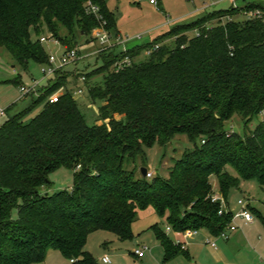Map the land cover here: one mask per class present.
I'll return each mask as SVG.
<instances>
[{"label": "trees", "instance_id": "1", "mask_svg": "<svg viewBox=\"0 0 264 264\" xmlns=\"http://www.w3.org/2000/svg\"><path fill=\"white\" fill-rule=\"evenodd\" d=\"M88 1L99 7L107 30H117L107 0H0V48L24 68L30 60L47 63L40 40L46 29L66 50L77 44L76 26L92 38L100 23L87 12ZM257 8L261 15L246 20L235 18L243 13L240 8L221 9L177 24L143 46L101 51L103 65L86 75L87 84L92 76H104L103 85L88 87L93 101L102 102L104 123H87L65 69L49 78L42 95L30 96L29 107L7 118L0 126V264L41 263L51 250L68 264H98L86 250L88 236L106 230L132 240L138 211L150 207L175 232L205 228L219 235L233 213L219 214L211 176L226 201L241 180H256L264 188V118L243 135L225 130L236 114L245 124L264 115V5L246 7ZM224 17L229 19L223 23ZM214 20L218 23L210 27ZM195 29L197 35H187ZM156 44L144 61H135L142 49ZM125 56L131 65L115 71L114 63ZM9 81L23 84L21 75ZM62 85L68 89L59 101H49ZM44 100L43 109L24 122ZM176 134L201 145L177 159L168 177L149 180L137 177L136 167L126 168L127 160H146V148L165 146ZM61 167L73 170V186L41 192L53 184L49 174ZM152 229L165 261L183 252L158 224Z\"/></svg>", "mask_w": 264, "mask_h": 264}, {"label": "rangeland", "instance_id": "2", "mask_svg": "<svg viewBox=\"0 0 264 264\" xmlns=\"http://www.w3.org/2000/svg\"><path fill=\"white\" fill-rule=\"evenodd\" d=\"M150 1L108 0V6L115 14L116 25L121 32L120 36H122L123 40L105 50L119 53L136 45L143 46L153 41L157 36L168 32L177 24L192 22L203 15L232 7L231 0H157L160 6L152 4ZM238 4L240 5L241 2L239 1ZM235 18L246 20L249 18V14L241 13ZM227 19L229 17H224L222 22H226ZM217 23L218 21L214 20L208 24L211 27ZM66 32V29L62 27L60 30L61 35H65ZM109 32L112 35V42L115 43L116 35H119V32L116 29H111ZM74 33L77 44H74L71 48L78 49L80 58L76 64H69L64 68L69 72L68 77H70V80L67 84L69 88H74L77 84L78 72H91L104 63V59L99 52V43L93 40L90 35L82 34L78 26L74 28ZM197 33L198 29L187 31V35L190 37L197 35ZM42 36L48 38L47 41L42 42L48 56L55 55L56 58L60 59L66 52L61 41L52 37L47 29L42 33ZM34 39H37V37H34ZM173 39L168 38L166 42L170 44ZM147 55V51L142 49L139 55L135 57V61H144ZM46 64L30 60L27 68H24L15 61L7 49L0 48V107L7 109L4 114L0 115V126L7 118L32 104L30 96L22 99L20 84L9 80L21 75L23 84L31 85L33 79H37L42 86L46 85L49 83V78L44 77L42 73V68ZM103 81L104 76L102 74L92 76L89 78V85L86 84L85 93L73 95L74 98H77L78 106L89 125H94L97 122L99 124L106 122L100 117L99 107L102 102L100 100L93 101L88 92V87L103 85ZM44 104L45 100L39 102L24 116L23 121L29 122L43 109ZM263 118L264 115L259 114L249 124H245L244 119L236 114L225 122V130L228 134L236 132L243 135L252 131ZM196 143L198 146L201 145L200 140H197ZM197 145L186 134H176L165 146L155 143L153 146L146 148V160H143L141 156H137L134 159L127 160L125 166L128 169L136 167L137 177L143 176L141 168L146 167L153 174L151 178H148L149 180L159 176L166 178L174 162L181 158L186 151L195 149ZM228 171L237 176V172L231 166L228 167ZM49 179L53 182L52 186L41 188V192L48 191L53 193L61 189H70L73 186V170L61 167L50 173ZM211 183L213 185V193L220 195L216 175L211 176ZM239 198H249L251 204H254L264 213V188L256 180H241L238 188L231 189L227 200L233 214L240 209L237 203ZM15 214L16 212L14 211ZM237 219L242 218H236L233 224L238 225L236 223ZM154 224H158L165 231L168 226L171 227L167 218L160 217L153 208L139 210L137 219L132 227L134 232L132 240L121 241L116 234L110 231L98 230L88 236L86 250L93 254L98 264H105L102 261L104 254L110 256L111 262L109 264H165L163 248L152 229ZM138 245L149 248L143 259L134 255V250ZM69 262L61 252L51 250L44 262L32 264H68Z\"/></svg>", "mask_w": 264, "mask_h": 264}, {"label": "built area", "instance_id": "3", "mask_svg": "<svg viewBox=\"0 0 264 264\" xmlns=\"http://www.w3.org/2000/svg\"><path fill=\"white\" fill-rule=\"evenodd\" d=\"M232 1V7L234 8H240L242 9V12L245 14H249V17H255L259 16L262 13V10L260 8L257 9H250L247 10L246 7L251 4H263L264 5V0H231ZM241 2L239 5L238 2ZM152 4L158 5L157 0H151L150 1ZM86 9L88 13L94 14L97 19L99 20V26L94 28L92 30V37L94 40H96L99 45H100V50L99 52L105 50L108 47H112V45L117 44L119 41H122L123 38L120 35H116V42H112V35L111 33L107 30L106 25L107 21L103 17V15L100 13V9L97 5L93 4L91 1H88L86 3ZM41 42L47 41L48 38L45 36H42L40 38ZM159 47L158 44H156L152 49H147V54H150L152 50L157 49ZM126 49L124 50V52ZM79 51L76 48L73 49H68L66 50L65 54L60 58H56L55 55L49 56V60L47 64L42 68V73L44 74V77L46 78H51L53 77L59 70H64V68L69 65V64H76V62L79 60ZM132 59L129 56H125L122 59L116 61L113 65V69L115 71H120L124 69L125 67L131 65ZM78 78H77V84L75 85L74 88H70L72 90L73 95H81L84 94L86 91V84H87V75L84 72H78ZM68 87L65 85L60 86L56 91L52 92L47 99L51 102H57L59 101L60 97L67 91ZM20 90L22 97H27V96H36L39 97L44 93V90L42 89L41 82L37 79H33L32 84H22L20 85ZM6 112L5 108L0 107V115L4 114ZM153 176L152 172L148 171L147 173V178H151ZM212 201H221V209L219 210V214H223L224 212H227V208L225 205V199L223 196L220 194H212ZM224 203V205H223ZM238 205L240 206L239 211H237L235 214L232 216L231 222L226 226V228L219 233V237L223 239H227L229 237V232L230 231H235L237 230L238 226L234 223V220L236 218H242L246 222H253L255 219V215L253 211L250 208V203L247 198H239L237 201ZM230 210V209H229ZM233 213V212H232ZM171 227H167V231H170ZM188 232H193L196 233L197 230L194 229H189L186 230L184 233ZM213 246L216 244L213 242ZM149 248L147 246H142L138 247L134 250V254H136L138 257H143L146 251ZM74 260L72 259L71 262ZM102 261L104 263H110L111 259L109 255H104L102 257Z\"/></svg>", "mask_w": 264, "mask_h": 264}, {"label": "crops", "instance_id": "4", "mask_svg": "<svg viewBox=\"0 0 264 264\" xmlns=\"http://www.w3.org/2000/svg\"><path fill=\"white\" fill-rule=\"evenodd\" d=\"M117 31L121 35L118 27ZM69 80L70 77H68ZM22 83L24 82L22 81ZM24 98L26 97H22V99ZM75 99L77 101V98ZM97 124L99 123L97 122ZM247 199L250 207L254 209L255 219L253 222L237 219L238 228L235 231H230L227 239L214 235L205 228L197 230L196 233L175 232L172 228L170 231L164 230L183 249V252L171 260H164L165 264H264V213L251 204L249 198ZM225 205L227 209H230L228 200H225ZM158 242L160 243L159 240ZM213 242L216 244L215 246L212 245ZM146 253L143 257L134 255L143 259ZM163 255H165L164 249Z\"/></svg>", "mask_w": 264, "mask_h": 264}, {"label": "water", "instance_id": "5", "mask_svg": "<svg viewBox=\"0 0 264 264\" xmlns=\"http://www.w3.org/2000/svg\"><path fill=\"white\" fill-rule=\"evenodd\" d=\"M141 172H142V174H143L142 177H146V176H147V173H148V169H147L146 167H142V168H141Z\"/></svg>", "mask_w": 264, "mask_h": 264}]
</instances>
